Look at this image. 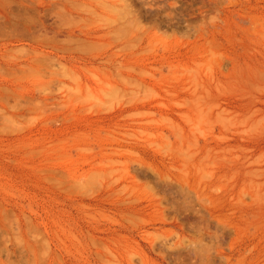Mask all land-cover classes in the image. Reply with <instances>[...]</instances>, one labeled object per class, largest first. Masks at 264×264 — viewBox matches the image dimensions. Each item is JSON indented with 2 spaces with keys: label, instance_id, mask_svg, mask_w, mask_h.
<instances>
[{
  "label": "rangeland",
  "instance_id": "374dc122",
  "mask_svg": "<svg viewBox=\"0 0 264 264\" xmlns=\"http://www.w3.org/2000/svg\"><path fill=\"white\" fill-rule=\"evenodd\" d=\"M0 264H264V0H0Z\"/></svg>",
  "mask_w": 264,
  "mask_h": 264
}]
</instances>
